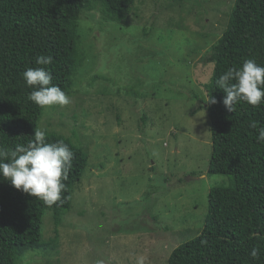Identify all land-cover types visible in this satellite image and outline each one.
I'll list each match as a JSON object with an SVG mask.
<instances>
[{
    "label": "rangeland",
    "instance_id": "obj_1",
    "mask_svg": "<svg viewBox=\"0 0 264 264\" xmlns=\"http://www.w3.org/2000/svg\"><path fill=\"white\" fill-rule=\"evenodd\" d=\"M233 2L136 0L123 23L82 12L83 44L95 57L80 92L44 108L37 129L69 136L88 153L87 166L60 212L58 239L29 248L18 264H168L177 245L201 232L210 188L229 182L207 172L210 120L199 99H207L213 64L204 56ZM99 72L105 78L87 85ZM101 88L122 90L123 100ZM52 213L43 216L46 243Z\"/></svg>",
    "mask_w": 264,
    "mask_h": 264
},
{
    "label": "trees",
    "instance_id": "obj_2",
    "mask_svg": "<svg viewBox=\"0 0 264 264\" xmlns=\"http://www.w3.org/2000/svg\"><path fill=\"white\" fill-rule=\"evenodd\" d=\"M135 1L0 0V146L11 151L17 144L27 145L34 139L43 113L44 108L28 99L33 88L23 80L24 71L45 67L52 73L53 85L67 95L80 92L77 89L83 88L81 81L86 74L82 70L95 57L90 53L91 44H83L81 26H85L82 22L79 26L80 15L99 9L107 19L123 23ZM40 55L52 56L53 63L37 65L35 59ZM246 59L264 66V0H234L225 29L204 56V63L213 64L205 83L207 99H199L210 120L207 172L227 175L229 182L210 188L201 232L177 245L168 264H264V143L256 140L258 129L264 127V103L254 108L240 102L235 111H228L223 104L226 94L216 84L228 68L239 67ZM104 74L92 73L87 85L105 78ZM114 91L122 101V90ZM114 91L101 88L95 92L109 95ZM193 91L194 98H199ZM210 97L216 103L208 102ZM114 118L120 119V113ZM253 123L255 128L251 127ZM43 131L46 142L62 140L75 154L64 181L63 203L48 207L0 177V264H18L29 248L55 243L60 212L70 207L71 193L87 166L88 153L69 136ZM48 209L53 212L55 228L46 243L41 226ZM254 247L259 248L258 259L250 256Z\"/></svg>",
    "mask_w": 264,
    "mask_h": 264
},
{
    "label": "clouds",
    "instance_id": "obj_3",
    "mask_svg": "<svg viewBox=\"0 0 264 264\" xmlns=\"http://www.w3.org/2000/svg\"><path fill=\"white\" fill-rule=\"evenodd\" d=\"M35 63L50 65L53 57L40 55ZM23 80L33 88L28 99L40 108L63 107L70 103L69 96L58 85L52 84V73L45 67L27 68ZM216 84L226 94L223 104L228 111H235V106L240 102L254 108L264 103V66L254 59H246L239 67L228 68L219 76ZM208 102L214 104L216 100L210 97ZM251 127L255 128L256 124L253 123ZM256 140L257 143H264V127L258 129ZM74 156L68 144L62 140L48 143L45 132L36 129L34 139L27 145L17 144L11 151L0 146V177L10 181L17 190L52 207L63 203L64 181L68 179ZM250 256L258 259L259 248H252ZM138 264H142V261H138Z\"/></svg>",
    "mask_w": 264,
    "mask_h": 264
}]
</instances>
